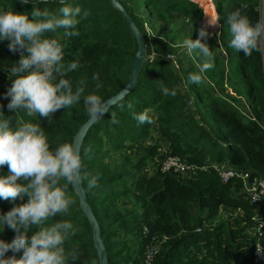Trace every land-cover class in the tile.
Wrapping results in <instances>:
<instances>
[{
	"label": "trees",
	"instance_id": "16d2710c",
	"mask_svg": "<svg viewBox=\"0 0 264 264\" xmlns=\"http://www.w3.org/2000/svg\"><path fill=\"white\" fill-rule=\"evenodd\" d=\"M118 1L139 28L147 59L135 87L88 128L80 147L85 169L98 177L95 188L88 189L87 181L83 188L99 224L109 264H142L145 245L152 238L158 249L151 264H264L256 251L257 245L264 248V227L259 229L255 218L264 210L250 203L240 182H221L212 168L195 174L160 173L157 168L165 156L176 155L188 163H215L264 176V54L253 52L245 57L234 51L224 22L229 12L246 4L244 14L256 23L259 0L214 2L219 28L205 41L214 54V68L201 74L199 84L188 77L199 73L202 59L195 52L190 56L181 45L183 35L197 38L203 15L197 2ZM71 3L89 12L77 26L79 36L65 37L62 29L46 35L62 43L65 62L78 61L79 67L66 76L73 87L84 80L86 94L95 92L106 99L127 82L136 49L134 38L108 0ZM38 6L52 13L61 7L58 0ZM32 7V3L22 5L19 0H0V10L30 12ZM205 20L206 25L211 24L215 13ZM163 22L171 24L170 32L157 30ZM7 44V40L0 42V65L10 68L19 56ZM93 74L97 81L91 79ZM10 75L0 68V110L12 116L13 126L38 120L51 147L72 142L77 127L88 118L83 104L62 107L51 118L28 117L22 111L9 113L3 93L11 85ZM96 83L101 85L99 90ZM162 87L169 93L164 94ZM140 112L148 113L151 123L134 120L133 113ZM151 129L159 136L154 142L149 141L153 139ZM142 138L146 143L136 149ZM151 162L156 167L148 173ZM7 173V164L0 166V174ZM68 194L74 201L69 213L50 218L45 226L55 220H70L78 231L64 243L65 252L76 255L69 264H99L90 225L71 185ZM27 199V195L0 199V212ZM32 231L35 228L28 234ZM14 236L7 227L0 232V239L6 242ZM21 254L10 249L5 256L19 258Z\"/></svg>",
	"mask_w": 264,
	"mask_h": 264
},
{
	"label": "clouds",
	"instance_id": "9594fccd",
	"mask_svg": "<svg viewBox=\"0 0 264 264\" xmlns=\"http://www.w3.org/2000/svg\"><path fill=\"white\" fill-rule=\"evenodd\" d=\"M19 3H32L33 7L30 12L0 10V42L7 40L10 51H20L19 59L10 68L0 65L11 74V85L3 93V97L8 98L9 113L22 111L28 117L51 118L62 107L83 104L90 122L103 117L122 96L105 100L95 92L86 94L84 80L78 81L74 88L66 76L79 67L78 61L65 62L62 43L46 35L62 29L65 37L79 36L77 26L89 12L73 6L71 0H58L61 7L55 13L38 6L47 0H19ZM246 7L241 4L224 19L231 37L229 47L245 57L253 52L264 54V21L252 23L243 12ZM207 35L201 28L196 39L183 41L189 52H195L202 59L199 73L188 77L192 83L199 84L201 74L214 68V54L205 42ZM91 79L97 81L98 77L93 74ZM100 87L96 83L95 88ZM161 91L169 93L167 88L162 87ZM175 94L172 90L171 95ZM111 115L115 123L114 113ZM12 119L0 110V166L7 164L8 167L7 174H0V199H22L25 195L28 199L0 212V232L5 227L15 232L10 242L0 239V264H69V259L75 261L76 255L66 253L64 243L78 229L67 219L45 225L50 218L69 213L74 203L68 194L69 185L83 186L87 181V188L93 189L98 177L85 169L73 143L51 147L38 120L13 126ZM133 119L139 124L151 123L146 112L133 113ZM33 228L35 231L29 235ZM10 249L22 254L19 258L6 257ZM257 252L264 258V248H257Z\"/></svg>",
	"mask_w": 264,
	"mask_h": 264
},
{
	"label": "water",
	"instance_id": "95a60500",
	"mask_svg": "<svg viewBox=\"0 0 264 264\" xmlns=\"http://www.w3.org/2000/svg\"><path fill=\"white\" fill-rule=\"evenodd\" d=\"M108 2L111 4V6H113L119 12V14L125 20L130 30V33L132 37L134 38L136 49H135L133 58L130 62V70H129L127 82L116 93L110 95L105 100L114 99L120 96H122L123 98L127 93H129L135 87L137 83L138 75H139V70L141 66L143 65L144 61L147 59L146 47H145L143 36L139 28L136 26L135 22L133 21V19L127 12V10L118 0H108ZM93 123L94 122H90L89 118H87L83 123H81L77 127L72 137L71 143H73L78 148L79 152H80V147L84 139V136L86 134V131ZM71 188L76 194L78 198V205L90 225L92 241H93V245L96 250L99 264H109L107 256H106L105 246H104L103 240L100 235V227L87 201L85 190L83 186L81 185H77V186L71 185Z\"/></svg>",
	"mask_w": 264,
	"mask_h": 264
},
{
	"label": "built area",
	"instance_id": "2783aa9c",
	"mask_svg": "<svg viewBox=\"0 0 264 264\" xmlns=\"http://www.w3.org/2000/svg\"><path fill=\"white\" fill-rule=\"evenodd\" d=\"M214 2L215 0H209ZM264 5V0L259 1V11L260 5ZM260 20L264 21V9L260 11ZM65 52V51H64ZM20 56V51L15 52ZM158 171L160 173H191L195 174L202 170H207L212 168L218 174L221 182H228L230 180L238 181L241 183V188L245 196L248 198L250 203L256 204L258 208H261V204L264 205V176H259L252 174L249 170L242 168H232L218 164H204L197 165L195 163H188L182 158L176 155H167L159 161ZM264 210V208H263ZM257 220V227L261 229L264 227V213H257L255 216ZM257 248H262L257 245ZM158 245L154 243V238L145 245L142 264H151L155 253L157 252ZM257 251V250H256Z\"/></svg>",
	"mask_w": 264,
	"mask_h": 264
},
{
	"label": "rangeland",
	"instance_id": "374dc122",
	"mask_svg": "<svg viewBox=\"0 0 264 264\" xmlns=\"http://www.w3.org/2000/svg\"><path fill=\"white\" fill-rule=\"evenodd\" d=\"M197 2H198V4H199V6L200 7H202V8H204V13H203V15L204 16H202L203 17V19L201 20V27L196 31V37H197V35H198V32H199V30L201 29V28H204L205 30H206V32L208 33V35H207V38L208 37H210L212 34H214L215 32H217V30H218V28H219V24H218V22H216V26L215 25H213V24H209V25H206V23L204 22V17L206 18V20L205 21H207V20H211V17L213 16V12H214V10H213V7H212V5H211V3H210V1L209 0H196ZM214 3V2H213ZM258 3H259V1H258ZM145 9L146 7L145 6H143L142 7V9ZM264 9V5L263 4H261L260 5V11H262ZM176 21L177 22H179V19H178V17L176 18ZM157 30H164V31H167V33L168 32H170L171 30H172V26H171V24L170 23H168V22H163V23H161L159 26H157ZM192 31V30H191ZM147 32H148V34H149V36L151 37L152 36V34H151V31H150V29H149V27L147 28ZM184 33H181V35H183ZM189 37H191V35H183V41L185 40V39H189ZM181 45H183V43L181 44ZM187 50V49H186ZM187 53L191 56V54H192V52H189L188 50H187ZM151 56H149V58H150ZM171 58H172V56H170ZM204 76H205V80L208 78L205 74H204ZM212 87H214L213 85H211ZM227 85H225V88L229 91V87H226ZM150 134H151V136H152V138L153 139H150L149 141L150 142H154V141H156V140H158L159 139V136L158 135H156V132L153 130V129H151L150 130ZM145 139L144 138H142L141 139V143H137V144H135V148L136 149H140L141 147H142V144H145L146 143V140L144 141ZM132 155V157H135V155H133V154H131ZM224 155H225V157L228 155V150L227 149H225L224 150ZM113 159V158H112ZM223 166H225V165H223ZM156 167V163L154 164V163H150L149 165H148V167L146 168V170H147V172L148 173H152L153 171H154V168ZM263 208H264V205L263 204H261V208H260V210L262 211L263 210ZM263 213H264V211H262Z\"/></svg>",
	"mask_w": 264,
	"mask_h": 264
},
{
	"label": "crops",
	"instance_id": "0c3cea01",
	"mask_svg": "<svg viewBox=\"0 0 264 264\" xmlns=\"http://www.w3.org/2000/svg\"><path fill=\"white\" fill-rule=\"evenodd\" d=\"M193 1H195V2H197L196 0H193ZM216 1V0H215ZM214 1V2H215ZM260 1V0H259ZM211 3V5H212V7H213V10H214V13H215V21L217 20V14H216V11H215V6H214V3L213 2H210ZM197 4H198V2H197ZM199 5V4H198ZM202 8V7H201ZM202 11H203V13H204V8H202ZM258 11H259V3H258ZM202 16H204V15H202ZM202 19H203V17H202ZM201 19V20H202ZM259 20H260V11H259ZM217 22H218V20H217ZM219 24V23H218Z\"/></svg>",
	"mask_w": 264,
	"mask_h": 264
}]
</instances>
